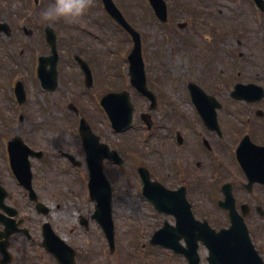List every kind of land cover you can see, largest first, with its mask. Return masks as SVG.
I'll return each mask as SVG.
<instances>
[{"label": "rangeland", "instance_id": "1", "mask_svg": "<svg viewBox=\"0 0 264 264\" xmlns=\"http://www.w3.org/2000/svg\"><path fill=\"white\" fill-rule=\"evenodd\" d=\"M114 1L127 20L142 34L143 55L144 53L146 55L144 60L159 61L162 72L159 76L164 86L162 91L170 101L180 102L185 99L184 80L192 78L199 81L203 78H199L200 73L198 74V71H202L200 64L204 55L199 51L203 41L196 36V32L200 29L189 24L181 30L177 25L185 19L192 22L187 12L190 6L201 10L197 18L200 20L196 19V22L203 27L204 33L212 30L218 39L221 33V41H218V44L217 41L210 40L211 43L203 46L208 56L205 55V59L210 63V72H204L207 75L206 79L211 81L206 85L207 92L221 102H229L232 99L229 95L228 82H254L253 71L256 68L264 70V28L256 25V23H264V14L259 17L249 5L247 6L249 11L247 8L240 11L231 8L229 4L234 6V3L227 0H207L208 3H204L203 0H166L172 16V24L168 27L174 31L169 32L167 28L161 29L159 24L157 26V21L150 18L153 12L147 0ZM49 3L50 0H42L39 8H44ZM227 7L231 10H226ZM39 8L38 6L35 8L31 0H0V21L8 23L12 29L10 37L0 33V183L10 192L11 203L32 213L25 192L15 183L9 169V159L4 157L8 154L6 152L8 140L21 136L34 150H42L46 153L45 160L33 159L34 187L39 197L52 207L53 214L50 217L52 224L56 231L78 251L80 264H155L157 262L187 264V259L183 255H174L173 252L164 251L162 248L151 247L146 237L163 223V216L157 214L140 197V184L135 170L141 164L144 165L143 152L146 155V163L153 165L156 160L154 166L156 170H153L159 178L160 172L168 173L172 170L171 166L167 168L165 165L170 162L168 159L172 154L169 152L167 159L160 160L158 141L148 138L149 134L146 137L145 128L140 127V112L145 105L136 89L130 85L127 76L129 67L127 57L133 47L132 41L106 16L99 0H91L84 16L73 23L62 19L52 23L45 22L38 15ZM207 21L220 23L222 29H210L203 23ZM34 23L40 25L41 34L42 26H53L59 37L60 85L55 93L44 92L40 83L35 82L31 73H28L32 69L31 62L36 52L35 50L32 53L29 45L38 43L39 36ZM24 28L32 29L31 37L27 38L23 32ZM166 32H169V37ZM192 35L196 40L189 43L183 41L182 37ZM222 35L225 37L223 38ZM238 39L243 40L239 50L249 55L244 61L247 66L245 73L239 79L236 78V73L241 70V66L237 60L232 61L229 51H233L234 46L227 44L229 41L236 43ZM39 48L40 50L44 48L45 53L48 52L42 43ZM251 52L255 54L253 58L250 56ZM76 54L87 60L93 70L94 82L91 89L85 87L84 78L77 75V70L70 66ZM20 57L23 58V62ZM191 69L199 70L190 74ZM148 70L150 71V66ZM219 72L222 75L220 78L215 76ZM176 73L181 82L176 83L179 90L175 91L174 84L171 85V89L169 84ZM19 80L24 82L27 93V101L21 106L14 94L15 82ZM218 82L219 86L213 85ZM114 90L129 91L136 107L133 128L126 134H116L112 130L108 118L95 100L96 96L100 99L101 96ZM70 102L77 106L81 117L90 123L101 140L119 151L125 158L126 165H129L119 169L105 163V173L114 192L113 218L117 240L114 255L110 253L99 225L91 221L95 208L89 199L87 181L89 173L85 163V152L79 148L80 117H76L68 108ZM164 107L162 105L161 109L168 113L165 124L169 126L178 124L175 119H182V117L178 118L182 111L187 115L191 113L190 107L178 109L167 107L168 110ZM160 115L159 119L163 122ZM170 115L176 118H171ZM232 125L236 129L244 128L238 122ZM237 133L236 131L234 134V140ZM165 143L170 144L167 140ZM59 149L82 160L84 168L78 170L63 155L56 156ZM230 168L229 171L221 167L216 169L211 167L210 171L203 173V177L207 179L206 183L203 186L201 183L193 184L192 189L188 191V198L196 217L207 220L216 230L226 228L230 224L228 216L218 206V201L223 198L220 190L222 183L230 181L237 174V168ZM130 169L131 173L127 176L126 171ZM235 193L237 194L238 191ZM80 216L88 219L89 230L81 226ZM36 219L42 220L40 217ZM247 223L252 231L257 232L259 221L256 217H250ZM139 231L142 234L138 233ZM199 255L200 264H209V253L205 246H200Z\"/></svg>", "mask_w": 264, "mask_h": 264}, {"label": "flooded vegetation", "instance_id": "2", "mask_svg": "<svg viewBox=\"0 0 264 264\" xmlns=\"http://www.w3.org/2000/svg\"><path fill=\"white\" fill-rule=\"evenodd\" d=\"M203 1L204 3H208L207 0ZM227 2L234 3V6L231 4H229V6L231 8L234 7L239 9L240 11H243L246 8L248 10V5L254 10V5L250 3L251 0H227ZM41 3L42 0H35V4H37L38 8ZM230 7H227L226 10L230 11ZM187 12L188 16L192 19V22L185 19L184 22H180L177 25L181 30L185 29L189 24L200 29V31L196 32V36L201 39V41H203L199 48V51L204 53L203 61L200 64V69L202 71H198L199 69H191L189 73L192 74L198 71V74L200 73L199 78H203L199 81L192 78L184 80L185 84L183 88V94L186 96L185 99L180 102L170 101L162 91L164 86L159 76L162 73L160 71L159 61L154 59L151 62H147L145 59L148 90L153 93L154 97H152V95L148 96L144 93L138 94L145 105L143 110L140 112V127L145 128L144 134L146 136L148 134L150 135L148 138L152 139L153 141H158V155L160 160H163V158L167 159V153L171 152L172 156H170V159H168L170 162H167L165 165L167 168L171 166L172 170H170L168 173H166V171H162L160 172L159 178L156 177L154 172V170H156L154 167L156 166V160L154 161L155 164L153 165L146 163V155L143 152L142 159L144 160V165H142V167L149 171L151 179L154 182L162 184L171 191H176L179 188H185L187 195L190 188L192 189L193 184L201 183L203 186L206 183L207 179L203 177V173L210 171L211 167H214L215 169L221 167L223 169H229V171L231 170L230 167L237 168L236 176L230 179V181L222 183L220 190L222 191V187L225 184H231L238 207L243 204L250 206L251 210L249 215L246 217V220L248 221L250 217H256L257 221H259L257 232L252 230L251 232L255 244L260 254L264 258V94H262L264 93V70L262 68H256V70L253 71L255 80L254 82H228V88L230 89L229 95L232 99L229 102H221L215 96L207 92L206 85L210 84L211 82L210 79H206L207 75L204 73L205 71L207 73L210 72V63L205 59L206 52L205 47H203L206 46L207 42L204 38V30L202 29L203 27L200 26V23L196 22L198 14L201 13V10L190 6L187 9ZM154 20L157 21V26L159 24V27L161 28L165 27L170 29L168 25L172 24V16L170 13L169 21L166 26H163L161 23H159L156 17ZM181 23H184L185 25L180 26ZM203 23L208 25L210 29H222L221 24H217L215 21H207ZM35 25L37 31L39 32V36L37 38L38 43L30 44V50L32 53L35 50L39 51L40 55L37 57V59L35 58L36 56L33 55V62H31L32 69L28 72L32 73V76L35 67H42V61H40V59L51 56V48L48 45L47 36L51 37L52 31H54V33L56 32L53 26L45 25L41 28V34L39 31L40 25ZM256 25L257 27L260 25L264 28L263 22L256 23ZM24 31L28 32V36L31 37L33 33L32 29L25 28ZM208 31L209 32L206 33L207 36H209L213 42L217 41L216 44H218V41H221V33L218 39L212 30ZM56 35L58 37L57 32ZM166 35L169 37V32H166ZM182 39L183 41L186 40L189 43V41L196 40V37L192 35L182 37ZM178 41H180V38H178ZM41 43L46 50L48 49L47 53H45L44 48L43 50H40L39 47ZM227 44L234 46V50L229 51V56L232 57V61L237 60L241 66V70L236 73V78L239 79L245 73L247 66L244 61L249 57V55L239 50L243 44L242 39H238L236 43L229 41ZM253 55L255 54L251 52L250 56L252 58ZM21 60L23 62V58H21ZM149 66L150 71L148 70ZM49 68L50 66L48 69ZM58 69L60 73V58L58 62ZM82 71V68L79 66L77 72L83 75ZM215 76L220 78L222 76L221 72H219V74H215ZM170 82V89L171 85L174 84V87L172 86L173 89L175 91L179 90L176 87V83H180L181 80L180 78L178 79L177 73L176 75L172 76V80H170ZM213 85L219 86V82ZM247 86H251L246 91L250 93L248 97L252 99L251 101L236 99L232 96V92L237 87L240 93H244V88ZM200 90L205 92V94L208 96H213L214 100H212L210 97H206ZM152 100H155V107H153ZM161 104L165 106V110H168L166 109L167 107H170V109L190 107L191 113L187 115L185 111H182V113H180L178 116V118L182 117V119L177 120L175 119L176 117L170 115V117L174 118L175 122L178 124L169 126L168 124H165V120L168 119V113L166 111H162ZM159 115L163 122L159 119ZM235 122L243 125L244 128L236 129L232 125V123ZM147 124H149V128L146 127ZM236 131L238 132L237 135L239 136L237 137L236 135V140H234V134ZM226 137H229V139ZM246 138H248V143L252 144L251 148L246 149L245 151L247 154L252 156V165L251 169L249 170V175L242 168L239 160H234L233 158V153L240 154L242 141ZM165 140H167L170 144H166ZM250 182L251 190L248 189ZM235 191H238V193L236 194ZM27 200L31 205V214L28 213V211L18 207L17 204H12V198H9L5 201L6 205L18 210L17 227L20 230L18 233L11 235L8 239V251L10 253L9 261L4 262L5 255L2 251V247L0 246V264H59L56 257L48 250V243L50 244V240H48L47 243L45 233L46 225L50 224L54 231L59 236H61L54 228L50 219L53 214V209L51 206L47 205V202L45 203L41 198H39L40 202L46 204V208L43 209L44 212L40 213L35 202H33L30 198H27ZM93 205L96 210V203L94 202ZM258 207L261 208V215L258 213ZM4 213L5 210L0 207V214ZM92 215L91 217L93 218ZM159 215L163 216V223L160 224L157 229L161 228L166 222L169 224H173L175 222V218L173 216L165 214ZM37 217L42 218V220H37ZM91 221L93 222L92 219ZM88 224L90 225V223ZM3 231L4 225L2 222H0V245H2L4 242L2 238Z\"/></svg>", "mask_w": 264, "mask_h": 264}, {"label": "water", "instance_id": "3", "mask_svg": "<svg viewBox=\"0 0 264 264\" xmlns=\"http://www.w3.org/2000/svg\"><path fill=\"white\" fill-rule=\"evenodd\" d=\"M108 2V10L111 15L133 36L135 40L134 49L130 55L131 61V76L133 84L143 89L144 81V65L141 56V43L139 34L125 21L122 14L114 5L112 0H105ZM158 15L166 20L167 12L163 0H151ZM118 95H108L106 99L113 98ZM125 101L120 102L114 100V103H107L106 107L113 121L115 128L122 130L127 128L132 121L133 106L127 95H123ZM81 132L84 140V146L87 153V162L90 168V191L92 198L98 200V211L95 217L102 224L111 246L114 247V225L112 220V189L108 179L106 178L103 170V160L107 156L122 163L118 154L115 152L107 153V150L96 151V137L92 134L86 122H82ZM16 144V142H14ZM17 144L28 151L23 142L18 139ZM97 147V146H96ZM30 152V150H29ZM14 157L17 156L13 151ZM26 157V155H25ZM15 159L16 167L20 173H25L20 166L22 161ZM14 164V162H13ZM250 164L248 162L249 167ZM29 170V168L27 169ZM30 175V174H28ZM30 178V176H29ZM1 189V188H0ZM151 200L156 206H168L160 200L159 191H151ZM187 216L178 215V226L176 228H165L158 232L152 239L153 244H161L175 249L176 252L184 253L189 258V264H199L200 257L198 255L199 241H202L210 251L208 258L210 264H264L257 250L255 249L248 228L244 222L243 217L239 216L236 212L235 201L233 198L224 204L226 209L230 210L231 226L228 229H222L217 232L212 229L207 222L201 223L194 219L190 210V205L187 203L185 196L182 198ZM245 208V207H244ZM184 239L187 243L188 249H182L179 246V241Z\"/></svg>", "mask_w": 264, "mask_h": 264}, {"label": "clouds", "instance_id": "4", "mask_svg": "<svg viewBox=\"0 0 264 264\" xmlns=\"http://www.w3.org/2000/svg\"><path fill=\"white\" fill-rule=\"evenodd\" d=\"M91 0H50L41 8L38 15L45 22L64 20L69 23L78 21L89 9Z\"/></svg>", "mask_w": 264, "mask_h": 264}]
</instances>
